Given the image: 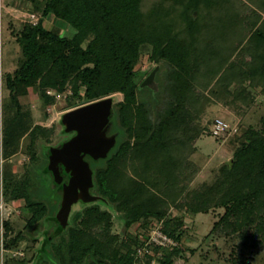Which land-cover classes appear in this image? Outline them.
Returning <instances> with one entry per match:
<instances>
[{
	"label": "trees",
	"instance_id": "trees-1",
	"mask_svg": "<svg viewBox=\"0 0 264 264\" xmlns=\"http://www.w3.org/2000/svg\"><path fill=\"white\" fill-rule=\"evenodd\" d=\"M31 1L40 18L17 31L18 63L3 80L7 91L1 101L5 156L16 151L19 138L31 125V109L21 102L28 87L62 91L68 86L72 97L83 103L119 92L122 100L117 102L110 128L111 133L117 132L116 144L105 160L90 162L96 192L116 203L126 226L138 222L147 230L149 219L163 218L182 192L180 205L192 213L224 206L220 221L231 232L241 226L230 221L238 212L245 223L253 222L254 202L264 203V101L262 108L252 107L259 91L264 96V20L259 12L264 0ZM193 10L198 13L196 19ZM49 15L73 26L75 33L67 36L44 26L43 19ZM146 45L151 59L168 68L166 82L158 79L160 89L155 96L138 91L146 72L135 65ZM206 87L209 96L204 93ZM225 90L237 97L222 102L242 122L239 134L231 138L237 143L233 164L221 165L220 171L225 177L240 169L247 171L248 190L224 192L220 184L226 179H220L216 185L184 191L180 169L202 131L193 124V114L195 119L205 114L210 95L221 99ZM6 182L7 199L25 196L27 180L17 184L8 175ZM28 207L33 210L27 222L32 228L46 207L43 202L29 201ZM109 217L98 206L75 213L59 239L44 245V254L53 260L46 264H131L133 241L110 234ZM4 227L10 228L8 222ZM164 230L179 238L176 224L169 220ZM17 239H4V246L12 247Z\"/></svg>",
	"mask_w": 264,
	"mask_h": 264
},
{
	"label": "rangeland",
	"instance_id": "rangeland-1",
	"mask_svg": "<svg viewBox=\"0 0 264 264\" xmlns=\"http://www.w3.org/2000/svg\"><path fill=\"white\" fill-rule=\"evenodd\" d=\"M259 12L260 19L264 20V9ZM192 15L196 19L197 11L193 10ZM39 18L40 15L31 0H0V264H46V260L53 263V260L44 254V246L42 249L41 245L59 226L56 217L58 202L62 195V183L66 180L68 173L64 174L61 182L57 184L53 182L52 175L46 168L48 152L50 147L62 143L70 134L64 132V114L86 103H83L81 98H73L72 90L68 86L62 91H56L50 87L43 89L37 86L28 87L26 94L21 97V102L24 107L31 109V125L19 138L16 151L7 156L4 155L1 101L7 95V91L3 80L7 73L15 70L18 63L20 47L16 38L17 31L21 30L24 24H35ZM260 19L258 23L261 22ZM43 24L52 31L67 36L76 31L73 26L53 15L45 17ZM142 51L135 67L146 74L138 85V91H145L155 96L160 89L158 79L166 82L164 71L168 68L162 61L151 59L148 45ZM154 69L156 70L154 82L151 85L141 86L143 80ZM218 76L212 84L217 82ZM230 90L233 91L231 85ZM231 91L225 90L221 99H214L210 95L209 100L211 101L206 113L199 114L197 119H195L197 115L193 114V124L201 126L202 131L200 136L191 143L192 148L189 149V154L186 155L183 167L180 169L185 182L181 183L185 187L184 191L192 188L198 189L203 184L216 185L220 179H226L220 184L224 192L237 191L239 188L240 191L243 188L242 192L248 190L246 188L248 182L246 183L245 180V176L249 174L247 171L240 169L227 177L223 176L220 171L221 165L228 163L231 166L233 164V152L237 143H232L231 138L234 134H239L238 126L242 122L238 113L222 102L226 97L230 99L237 97ZM204 93L209 96L207 87ZM107 96L114 98L112 120L117 112V102L122 100V94L115 92ZM263 101L264 96L259 91L252 102V107L262 108L260 105ZM216 119L226 124L224 131L219 133L213 131ZM115 133L117 140V132ZM108 134H111L110 130ZM108 154L98 160L85 158L89 162H97L105 160ZM90 166L93 184L89 191L97 199L86 201L87 203L76 202L72 206L66 226L46 243L59 239V235L71 226L75 213L83 212L91 206H98L110 214L109 233L118 236L119 240L133 241L130 248L134 254V260L131 264H264L263 202H254L255 213L251 215L253 222L250 224L242 220L241 212L237 213L238 216L235 219L230 218V221L232 219L236 224L241 225L236 232H231V228H226L220 221L226 211L224 206L211 208L208 212L192 213L184 205H180L184 192L174 200V203L169 204L168 211L163 218L151 217L149 219L147 230L138 222L126 226L122 214L117 210L116 203L96 192L95 170L91 162ZM174 167L171 166V169ZM8 175H13L17 184L22 180H27L25 196L16 199L6 198L5 183H7ZM57 195L60 196L59 199H56ZM248 199L254 200L252 197ZM28 201L43 202L46 207L45 214L32 228L27 225L28 219L33 215V210L28 207ZM167 220L176 224L178 239L172 238L164 230ZM5 222H8L9 229L4 227ZM218 222L220 225L217 227L215 224ZM159 230L167 234L171 243L166 246L158 245L151 240V237L155 236ZM249 237H252V240H247ZM6 238L18 239L15 240V245L6 248L4 246ZM125 250L126 248L122 249L123 252Z\"/></svg>",
	"mask_w": 264,
	"mask_h": 264
},
{
	"label": "water",
	"instance_id": "water-1",
	"mask_svg": "<svg viewBox=\"0 0 264 264\" xmlns=\"http://www.w3.org/2000/svg\"><path fill=\"white\" fill-rule=\"evenodd\" d=\"M155 71L148 74L141 86L154 82ZM113 99V96L102 97L74 107L64 114V132L70 134L62 143L49 148L46 168L55 184L61 182L64 174L68 173V176L62 183V195L58 202L56 217L59 226L42 242V249L53 235L66 226L76 202L97 199L89 191L93 184L92 169L85 157L93 160L104 158L116 143V133L108 134L112 124Z\"/></svg>",
	"mask_w": 264,
	"mask_h": 264
},
{
	"label": "built area",
	"instance_id": "built-area-1",
	"mask_svg": "<svg viewBox=\"0 0 264 264\" xmlns=\"http://www.w3.org/2000/svg\"><path fill=\"white\" fill-rule=\"evenodd\" d=\"M226 124L219 119H216L214 123L213 131L215 133H219L225 130ZM151 240L154 241L158 245H168L170 242V238L167 236V234L163 233L162 231H157L155 236L151 237Z\"/></svg>",
	"mask_w": 264,
	"mask_h": 264
}]
</instances>
